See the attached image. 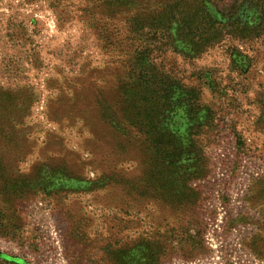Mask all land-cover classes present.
<instances>
[{
    "label": "rangeland",
    "instance_id": "1",
    "mask_svg": "<svg viewBox=\"0 0 264 264\" xmlns=\"http://www.w3.org/2000/svg\"><path fill=\"white\" fill-rule=\"evenodd\" d=\"M175 1L0 0V264H264V0H208L229 30L198 57L152 52L184 92L190 180L153 170L145 127L101 120V97L124 115L130 38ZM105 171L121 181L92 185Z\"/></svg>",
    "mask_w": 264,
    "mask_h": 264
},
{
    "label": "trees",
    "instance_id": "2",
    "mask_svg": "<svg viewBox=\"0 0 264 264\" xmlns=\"http://www.w3.org/2000/svg\"><path fill=\"white\" fill-rule=\"evenodd\" d=\"M207 2L209 1L177 0L173 4L167 5L165 9H161V12L155 17L154 23L152 20L149 28L147 27L146 32L142 33L136 29V35L130 38L129 50L127 51L125 48V52L128 53L126 56H129V60L126 59L129 65L126 71L123 70L125 82L120 87V91L127 106L122 111L124 115L120 116V120L117 115L121 113V110L118 112L109 107L101 96L98 101L101 120L115 130L125 131V124L128 126L138 124L146 128L145 136L149 143L146 151L148 153L149 150V155H151L149 156L152 161L151 166L160 174V177L163 175L164 179H168L172 183L182 179L181 176L174 177L177 172H184V182L191 179L194 174L191 170L197 169L199 155L193 141V134H191L192 127L187 130L188 136L184 138L180 128L182 114L179 119L177 118L176 109H185L183 105L184 92L177 90L175 84L170 87V92L165 94L166 91L163 90L165 82L160 83V80L163 79V76L166 79L167 77L162 72L161 65L154 62L152 52L161 51L159 46H166L179 55L195 58L218 43L223 37L221 28L229 30V26H225L221 20H213L208 15L205 10ZM157 19L160 20L159 23L156 22ZM157 31L159 32L157 33ZM167 31L168 34H166ZM125 37L127 39V36ZM146 41H148L147 44ZM157 87H159V91L163 92L158 100L155 91ZM142 91L145 93L142 94ZM150 96L155 103L160 102L161 98L168 99L167 102L172 104V111H161L162 105H158L156 109L154 105L148 106ZM144 113L145 117L143 118ZM196 117L194 114L190 118L195 121ZM148 127L149 129H147ZM175 146L178 147L175 148ZM174 157L177 158V162L173 161ZM165 171L170 175L169 177L163 173ZM119 179L114 174L105 171L92 181V185L98 187H105L109 183L116 185L122 178ZM131 189L130 186L129 194L132 193Z\"/></svg>",
    "mask_w": 264,
    "mask_h": 264
}]
</instances>
